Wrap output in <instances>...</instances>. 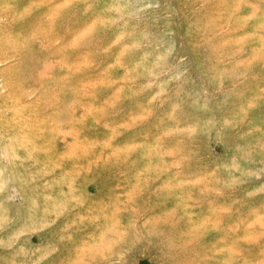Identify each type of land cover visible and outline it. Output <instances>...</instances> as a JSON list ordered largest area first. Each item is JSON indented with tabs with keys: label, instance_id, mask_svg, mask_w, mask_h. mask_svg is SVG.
I'll return each instance as SVG.
<instances>
[{
	"label": "rangeland",
	"instance_id": "1",
	"mask_svg": "<svg viewBox=\"0 0 264 264\" xmlns=\"http://www.w3.org/2000/svg\"><path fill=\"white\" fill-rule=\"evenodd\" d=\"M262 2L0 0V264H264Z\"/></svg>",
	"mask_w": 264,
	"mask_h": 264
},
{
	"label": "bare ground",
	"instance_id": "2",
	"mask_svg": "<svg viewBox=\"0 0 264 264\" xmlns=\"http://www.w3.org/2000/svg\"><path fill=\"white\" fill-rule=\"evenodd\" d=\"M48 51V50H47ZM46 53V52H45ZM39 55V54H38ZM47 55V54H46ZM48 56V55H47ZM42 57H43V55H42ZM46 57V56H45ZM44 57V58H45ZM40 58H41V56H40ZM39 58V59H40ZM38 60V59H37ZM48 76H50V75H48ZM56 77H57V74H56ZM58 114V111H57V113H56V115ZM55 115V116H56ZM68 115V114H67ZM51 117V116H50ZM57 117H59V116H57ZM62 117L63 116H61L60 118V120H62ZM59 119V118H58ZM59 120V121H60ZM48 121H49V119H48ZM50 123H52V122H50ZM54 125V124H53ZM1 126V125H0ZM1 128V127H0ZM54 128H56V127H54ZM68 131V130H67ZM66 131V132H67ZM14 135V134H13ZM11 136H10V134L8 135V132L7 131H5V132H2L1 130H0V140H1V142H3L6 146H7V149H6V147L4 146V149H5V152L9 155V157H10V160L14 157V154L19 158V156H21L22 154H23V151H22V149L20 148V149H18L17 147H15L14 146V144L12 145V142H14L13 141V139H11L10 138ZM2 145V144H1ZM21 145V144H20ZM15 160V159H14ZM18 161H16V163H17ZM15 164V163H14ZM13 163L12 164H9V166H8V168H11V171H14V172H16V170H15V166L16 165H14ZM19 172V171H18ZM12 175V174H11ZM13 177L14 176H16L15 174L14 175H12ZM11 177V176H10ZM10 177L9 176H5L4 174H2V173H0V182H1V185L3 186V187H6V188H9V189H12V190H14V191H16V193H17V195L19 196V199H21L22 200V202H24V200H26L25 198H24V196L22 195V191H20L19 190V188H18V186L16 185V184H13L12 183V179H10ZM5 179V181L3 182V180L2 179ZM15 181V180H14ZM36 190V189H35ZM16 194H14V196H15ZM17 196V197H18ZM0 197H1V195H0ZM15 198V197H14ZM29 202H30V199H29ZM35 203V202H34ZM7 204V203H6ZM40 204V203H39ZM8 205V204H7ZM7 205H4L3 203L1 204L0 203V222H2L3 221V219L4 218H2V216L3 215H5V208L7 207ZM29 205H30V203H29ZM35 211V210H34ZM29 214V213H28ZM29 215H31V214H29ZM34 214H32V216H33Z\"/></svg>",
	"mask_w": 264,
	"mask_h": 264
},
{
	"label": "snow or ice",
	"instance_id": "3",
	"mask_svg": "<svg viewBox=\"0 0 264 264\" xmlns=\"http://www.w3.org/2000/svg\"><path fill=\"white\" fill-rule=\"evenodd\" d=\"M260 7L261 9H264V2L261 3Z\"/></svg>",
	"mask_w": 264,
	"mask_h": 264
}]
</instances>
